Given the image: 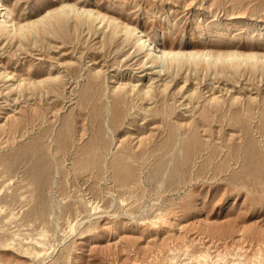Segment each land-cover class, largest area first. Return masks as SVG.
Returning a JSON list of instances; mask_svg holds the SVG:
<instances>
[{"label":"rangeland","instance_id":"1","mask_svg":"<svg viewBox=\"0 0 264 264\" xmlns=\"http://www.w3.org/2000/svg\"><path fill=\"white\" fill-rule=\"evenodd\" d=\"M0 1L28 22L64 0ZM65 1L174 48L264 52V0ZM77 23L0 36V264H264V69L159 74Z\"/></svg>","mask_w":264,"mask_h":264},{"label":"bare ground","instance_id":"2","mask_svg":"<svg viewBox=\"0 0 264 264\" xmlns=\"http://www.w3.org/2000/svg\"><path fill=\"white\" fill-rule=\"evenodd\" d=\"M73 1V0H72ZM78 22L77 24L79 25H96L97 27L99 26H104V29H109L112 34L114 36H119V35H123L124 37V40H123V43L124 41L127 43V42H130L133 40L134 42V47L136 49V53H139V54H143L144 57L147 59V61H149L148 63H146V66L148 64H152L153 65V69L154 70H160L158 73L161 74L162 72L164 73L165 70L169 72V70H175L176 74L178 75L181 71H183L185 68H189V69H194L195 71L194 72H208V71H211L213 69H218L220 66L223 67V68H229V69H232V70H239L243 67H250L252 69H258L260 67L264 69V52L262 51H256L252 48H248L247 50L245 51H241V50H236V49H230V50H213L209 47H199V48H196V47H187V48H182V47H179V48H174V47H171V46H168V45H165V44H162V43H159V42H156L154 39H152L148 33L138 29L137 27L133 26V24H130L128 22H125L123 20H121L120 18L118 17H115V16H111L107 13H104L98 9H94L90 6H84V5H79L78 3H71V2H67V1H62L60 4H58L57 6H49L47 10H45L42 15L40 17H37L36 20H31V21H28V22H22V21H18L12 14V11L9 9V7L7 5H5L4 3H2L0 1V36L2 38H6L7 40H9V42H13L14 40H25V41H29L31 42V37H36V36H39L40 37V40L42 42V39H41V33L46 30V29H53V32H56L57 28L59 27H62L64 25H68L71 23V22ZM88 25V26H89ZM93 27V26H92ZM79 28V27H78ZM94 28V27H93ZM59 30V29H58ZM57 30V31H58ZM61 30V29H60ZM52 34V33H51ZM45 35V34H44ZM110 35V34H109ZM112 35V36H113ZM110 39V38H109ZM115 40V38H113ZM34 42V41H33ZM34 43H38V41H35ZM22 44V42H21ZM226 48V47H225ZM145 63V62H144ZM165 69V70H164ZM262 69V71H263ZM215 71V70H214ZM220 71V70H219ZM240 71V70H239ZM172 72V71H171ZM7 73V72H6ZM200 74V73H199ZM7 75V74H6ZM9 76V74H8ZM30 75L28 74V77ZM37 76V75H36ZM160 76V75H159ZM179 76V75H178ZM197 76V75H196ZM175 77V76H174ZM24 78V77H22ZM37 77H35L36 79ZM39 78V77H38ZM160 78V77H159ZM42 79V78H41ZM99 79V77H98ZM94 80V79H93ZM59 81V80H58ZM96 81V80H95ZM22 83V82H27L26 84H28L30 87H42L46 84V82L44 80H39L38 82L37 81H34V78L33 77H29L28 79L24 78V79H20L19 83ZM17 84L18 86L21 84ZM92 84V83H91ZM52 85V84H50ZM17 86V87H18ZM123 86V85H122ZM164 86H168L166 84H164ZM163 86V87H164ZM23 87H26V85H23ZM46 87V86H44ZM43 87V88H44ZM58 87V86H57ZM98 87V86H97ZM96 87V88H97ZM126 87V86H125ZM124 87V88H125ZM130 87V86H129ZM47 88V87H46ZM95 88V87H94ZM128 88V87H126ZM132 88V92H133V87H130ZM129 88V89H130ZM165 88V87H164ZM91 89V88H90ZM33 90V89H32ZM31 90V91H32ZM87 90V89H86ZM89 90V88H88ZM96 90V89H95ZM122 90V89H121ZM135 90V89H134ZM139 89H137V92H138ZM169 90V88H168ZM21 91V90H20ZM48 91V90H47ZM91 91V90H89ZM165 91V90H164ZM25 92V91H23ZM36 91L34 92H31L32 93H35ZM93 92V91H92ZM100 92V91H99ZM127 92V90L125 91ZM129 92V91H128ZM131 92V91H130ZM136 91H134L135 93ZM136 92V93H137ZM142 94H143V100L146 99L149 95H148V92L146 90V88H143L141 90ZM166 92V91H165ZM37 93V92H36ZM41 93V92H40ZM38 92V94H40ZM43 93V92H42ZM49 93V92H48ZM97 93V92H96ZM85 94V93H84ZM84 94H83V97H84ZM89 94V93H88ZM151 94V93H150ZM120 95V94H119ZM97 96V95H96ZM100 96V94H99ZM153 96V95H151ZM87 97V96H86ZM90 97V95H89ZM92 97V96H91ZM120 97V96H119ZM122 97V95H121ZM92 98H96V97H92ZM102 98V97H101ZM151 98V97H150ZM126 99V97H125ZM142 99V98H141ZM89 100V99H88ZM127 100V99H126ZM153 100V99H152ZM212 100V99H210ZM90 101V100H89ZM95 101V100H94ZM99 101V100H97ZM123 101H124V98H123ZM128 101V100H127ZM83 102H87V99ZM96 102V101H95ZM212 102V101H210ZM93 103V102H92ZM91 103V104H92ZM102 103V102H101ZM100 103V104H101ZM88 104H90L88 102ZM87 104V105H88ZM129 104V103H128ZM127 104V105H128ZM131 105V104H130ZM81 106V105H80ZM92 106V105H91ZM95 106L96 108V104L93 105ZM102 106L103 103H102ZM84 107H85V103H84ZM83 107V108H84ZM115 107V106H114ZM133 107V106H132ZM213 107V106H212ZM89 108H92V107H89ZM88 108V109H89ZM103 108V107H102ZM105 108V106H104ZM116 108V107H115ZM114 108V110H115ZM148 108V107H147ZM117 109V108H116ZM167 108H165V111H166ZM169 109V108H168ZM86 110V109H85ZM100 110V108L98 109ZM98 110L96 109L97 111V114H98ZM104 110V109H102ZM106 110V109H105ZM113 110V109H112ZM96 111H95V114H96ZM111 110H109L110 112ZM117 111V110H115ZM114 111V113H115ZM91 112V111H90ZM113 112V111H112ZM119 112V110L117 111V113ZM105 113V112H104ZM103 113V114H104ZM111 113V112H110ZM112 113V115L114 114ZM168 113V111H166V114ZM169 114V113H168ZM98 115H101V112L98 114ZM109 115V113H108ZM110 115V116H112ZM116 115V114H115ZM102 116V115H101ZM100 116V117H101ZM114 116V115H113ZM99 117V119H100ZM118 117V116H117ZM120 117V116H119ZM92 118H94V115H92ZM98 119V118H96ZM102 119V118H101ZM100 119V120H101ZM104 119H106L104 117ZM114 117H113V122H116L118 118H116V121H114ZM66 120V119H65ZM94 120V119H93ZM93 120L91 122H93ZM99 120V121H100ZM67 121V120H66ZM112 121V120H111ZM123 121V120H122ZM121 121V122H122ZM90 122V124H91ZM98 120H95L94 123H92L93 125L97 124ZM112 122V123H113ZM69 123V120L68 122ZM71 123V122H70ZM100 123V122H99ZM119 123V122H118ZM117 123V124H118ZM66 124V123H65ZM64 124V121H63V125ZM121 124V123H120ZM69 125V124H68ZM67 124L65 125L64 127V134H68V136L72 135L70 134L71 133V130H70V127L68 126ZM114 125H116L114 123ZM114 125H113V128H114ZM70 126H72L70 124ZM94 126V128H95ZM98 128L96 127V130L94 132V135L96 137H101L103 136L104 133L102 128L103 126L100 124V126L97 124ZM102 126V128H101ZM73 127V126H72ZM71 127V128H72ZM91 127V126H90ZM34 128V127H33ZM116 128V127H115ZM63 129V128H62ZM73 129V128H72ZM105 129V128H104ZM169 130L171 128H168ZM167 129V130H168ZM172 130L173 128L170 130V136H172L171 134H174L172 133ZM90 131V130H89ZM92 131V130H91ZM105 131V130H104ZM61 132V135H62V131ZM92 132V133H93ZM169 132V131H168ZM92 133H91V136H92ZM70 134V135H69ZM74 135H72L73 137ZM105 136V135H104ZM95 137V139H96ZM65 138V137H64ZM70 138V137H69ZM94 137H92L93 139ZM102 138V137H101ZM169 138V137H168ZM172 139V138H171ZM104 140V139H102ZM101 140V142H102ZM61 141V139H60ZM69 141V140H68ZM169 141V139H168ZM41 142V141H40ZM100 142V141H99ZM167 142V141H166ZM171 142V140L169 141ZM35 143V141H34ZM37 143V142H36ZM56 143V141H55ZM63 143V142H62ZM38 144V143H37ZM69 144V143H68ZM64 145V143H63ZM67 145V143H66ZM167 145V144H166ZM166 145H163L166 147ZM170 145V144H169ZM41 146V144H40ZM70 146V145H68ZM67 146H65V149ZM100 147V146H98ZM69 148V147H68ZM64 149V150H65ZM161 149V148H160ZM163 149L165 150V148L163 147ZM47 150V149H46ZM63 150V149H62ZM168 150V149H166ZM42 150L41 148L39 147V145H32L29 147V153L31 155V158H35V156L37 154H40ZM66 151V150H65ZM254 151V150H253ZM59 152V151H58ZM98 152V151H97ZM100 152V151H99ZM56 153V152H55ZM67 153V152H66ZM254 153V152H253ZM255 153H257V151H255ZM252 154V153H251ZM47 155V154H46ZM53 155V153H52ZM263 156V155H262ZM45 157V156H44ZM37 158V157H36ZM40 159V158H39ZM257 159V157H256ZM259 159V157H258ZM264 160V158H263ZM51 162V160H49ZM256 161V160H255ZM258 161V160H257ZM261 161V160H260ZM33 162V161H32ZM47 163V162H46ZM255 163V162H254ZM252 162V164H254ZM250 164V165H252ZM258 164V162H257ZM260 164V162H259ZM46 165V164H45ZM50 165V164H49ZM53 165V163H52ZM44 166V165H43ZM50 167V166H49ZM247 168V165L245 166ZM257 167V165H256ZM244 168V167H243ZM260 168V166H259ZM258 168V170H260ZM249 169V165H248V168ZM245 169V172L246 170ZM252 168H250L251 170ZM256 169V168H255ZM254 169V170H255ZM263 169V168H262ZM257 170V171H258ZM264 170V169H263ZM253 172V170H252ZM251 172V173H252ZM261 172L263 173V171L261 170ZM250 173V172H249ZM248 173V174H249ZM260 173V172H258ZM258 175V174H257ZM256 177V176H254ZM247 179V178H246ZM258 180V179H256ZM256 180H254L256 182ZM252 181V180H251ZM253 181V182H254ZM258 183V182H256ZM124 202V201H123ZM37 256V255H36ZM173 261V260H172ZM187 264V263H186Z\"/></svg>","mask_w":264,"mask_h":264}]
</instances>
